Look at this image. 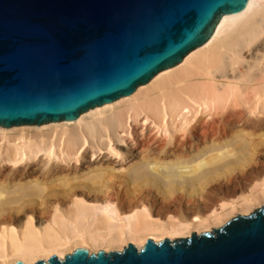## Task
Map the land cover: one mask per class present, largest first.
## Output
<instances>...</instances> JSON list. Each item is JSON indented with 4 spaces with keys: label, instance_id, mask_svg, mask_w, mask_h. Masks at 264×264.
<instances>
[{
    "label": "bare ground",
    "instance_id": "1",
    "mask_svg": "<svg viewBox=\"0 0 264 264\" xmlns=\"http://www.w3.org/2000/svg\"><path fill=\"white\" fill-rule=\"evenodd\" d=\"M263 37L249 0L130 94L0 125V264L140 249L264 203Z\"/></svg>",
    "mask_w": 264,
    "mask_h": 264
},
{
    "label": "water",
    "instance_id": "2",
    "mask_svg": "<svg viewBox=\"0 0 264 264\" xmlns=\"http://www.w3.org/2000/svg\"><path fill=\"white\" fill-rule=\"evenodd\" d=\"M248 1L0 0V125L73 120L128 95ZM33 264H264V204L211 232Z\"/></svg>",
    "mask_w": 264,
    "mask_h": 264
},
{
    "label": "rangeland",
    "instance_id": "3",
    "mask_svg": "<svg viewBox=\"0 0 264 264\" xmlns=\"http://www.w3.org/2000/svg\"><path fill=\"white\" fill-rule=\"evenodd\" d=\"M264 38V37H263ZM150 136V135H149ZM53 182V181H52ZM264 203L262 202V203H259L258 205L256 204V206H253L251 209H249V211L248 212H246V213H240L239 214V212H237V213H235L236 215H247V214H250V213H252L255 209H257L258 207H261L262 205H263ZM235 214H233L232 216L230 215V217H228L227 219H226V221H228L230 218H232V217H234V216H236ZM225 221V222H226ZM224 222V223H225ZM224 223H221V224H217V225H213V226H211L210 227V229H208V230H206V231H201V232H211L212 231V229H214V228H218V227H220V226H222ZM212 228V229H211ZM195 233H196V231H194ZM201 232H199V233H201ZM192 233V232H191ZM190 233V234H191ZM190 234L188 235V236H182V237H189L190 236ZM196 234H198V233H196ZM179 238H181V237H179ZM164 239V238H163ZM167 239H169L170 241H173L174 239H171V238H167ZM116 250V251H120L121 249H119V248H111V250ZM98 250H103V249H98ZM98 250H96V251H98ZM110 249L109 250H107V251H105V250H103V251H105V252H108V251H111ZM95 251V252H96ZM69 253V252H68ZM94 253V252H93ZM66 254V253H65ZM38 260H42V259H38ZM37 261V260H36ZM44 261V260H43Z\"/></svg>",
    "mask_w": 264,
    "mask_h": 264
}]
</instances>
